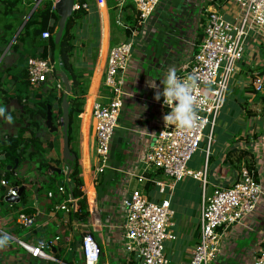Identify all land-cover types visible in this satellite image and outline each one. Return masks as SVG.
<instances>
[{"label":"crops","instance_id":"obj_1","mask_svg":"<svg viewBox=\"0 0 264 264\" xmlns=\"http://www.w3.org/2000/svg\"><path fill=\"white\" fill-rule=\"evenodd\" d=\"M42 1L39 0L38 5ZM87 1L86 15L73 27V44L77 51L74 66L86 80L84 102L77 115L76 140L82 191L89 212L84 229L91 232L98 243L99 263L124 264L122 233L118 226L123 221V199L134 190L141 191L139 188H133L131 192L128 190V186L135 181L149 192L146 196L150 200L159 202L169 198L174 238L164 242L165 253L169 264H188L190 253L199 239L201 181L186 177L171 188L166 187L164 193H159L152 180L161 178V173L150 167L143 156L156 143L159 130L166 126L163 116L169 110L162 105L163 97L160 101L154 99L156 91L163 87L160 80L166 77L169 69L175 70L176 75L181 73L183 65L198 49L196 45L201 38L207 11L216 4H211L212 0H160L140 30L133 32L129 39L134 44V50L125 78L126 96L111 140L108 166L103 173L94 174L96 159L91 104L97 100L105 101L107 96L101 81L108 49L129 40H126L122 29L124 22H121L120 10H110L107 0L102 4H98L97 0ZM118 1L120 4V0H113ZM36 7L33 0H0V107H4L6 115L12 117L8 121L0 116V145L26 124L23 108L27 88H22L21 83L27 59L32 54L30 49L24 53L17 36ZM220 10L229 18L238 13L237 8L227 0L220 3ZM127 15L125 11L124 17ZM244 55L230 82L243 99L232 124L244 122L247 129L240 132L237 129L226 139H218L214 135L209 145L204 139L200 144L202 147L199 146V157L203 159L192 156L188 162L193 171L201 170L206 162V180L210 190L214 185L234 182L244 164L241 152L250 151L256 158L255 178L264 192V93H256L251 85L252 75L264 71V42L250 37ZM59 82L62 83L60 79ZM45 84L35 89L44 88ZM49 134L42 139L56 142V135ZM260 140V146L251 150L250 145ZM38 165V160H25L15 170L9 169L19 181L16 186L24 187L18 201L7 202L2 198L6 187L0 186V237L7 238L6 245L0 247V264H52L31 257L13 239L34 242L55 235H60L61 240L57 247L47 252L57 256L60 247H64L62 259L80 264L79 240L83 226L81 222L71 220L69 213L54 208L62 195L56 191L55 197H47L45 181L53 175L49 169L43 171ZM2 174L3 169L0 168V179H3ZM23 193L25 200L21 198ZM20 211L35 215L31 227L21 228L15 223ZM221 232L220 249L212 264H251L259 246L264 248V194L253 213L241 224L226 227Z\"/></svg>","mask_w":264,"mask_h":264},{"label":"built area","instance_id":"obj_2","mask_svg":"<svg viewBox=\"0 0 264 264\" xmlns=\"http://www.w3.org/2000/svg\"><path fill=\"white\" fill-rule=\"evenodd\" d=\"M227 1L237 8V15L226 17L220 6L209 9L204 18L198 49L177 75L182 81L191 78L194 110L197 114L194 126L190 129L165 126L159 130L156 143L143 156L150 167L161 173V178L152 180L159 193H164L166 187L171 188L173 184L186 177L201 181L199 239L190 253L188 264H212L220 249L221 230L241 224L253 213L264 194L261 183L255 178L254 170L244 164L234 182L229 185H214L209 192L206 190V162L198 171L188 167V162L199 149L201 142L206 139L209 145L212 141L215 121L224 105L226 92L237 65L244 57L248 39L255 37L258 41L264 42V0ZM33 2L37 6L39 0ZM125 2L134 5L139 23L143 25L154 13L160 0H120V4ZM97 3L102 4L104 0H97ZM80 8L86 10L88 5L75 3L72 10ZM48 36L46 31L41 33L42 38ZM133 46L132 40H129L108 49L101 81L107 96L105 101L97 100L91 104L96 159L93 166L94 174L103 173L108 166L111 140L126 96L125 78ZM26 66L27 79L31 87L37 88L47 82L56 81L57 88L61 89L62 84L59 79H55L50 59L29 57ZM251 85L256 93H264V71L252 75ZM162 105L170 111L167 103L164 104L162 101ZM206 127H209L207 134L204 132ZM259 143L261 144V140L258 143L255 141L250 145V149H257ZM126 174L131 175L128 172ZM0 186L6 187L3 198L16 195L18 188L16 185L11 186L6 180L0 179ZM63 192V187H57V193ZM46 195L52 198L54 194L47 191ZM75 200L72 197L61 199L54 208L69 213V205ZM122 204L123 221L118 227L122 233L124 264H169L164 249V242L174 238L171 233L173 211L169 198L155 202L142 191L134 190L123 199ZM34 219V214L20 211L15 217V223L21 228H29ZM80 224L83 226L79 240L82 257L80 264H98L100 256L98 243L92 234L84 229L87 225ZM13 240L31 257L52 264H76L47 252L57 247L61 240L60 235L34 242L19 238ZM251 264H264V248L259 246Z\"/></svg>","mask_w":264,"mask_h":264},{"label":"trees","instance_id":"obj_3","mask_svg":"<svg viewBox=\"0 0 264 264\" xmlns=\"http://www.w3.org/2000/svg\"><path fill=\"white\" fill-rule=\"evenodd\" d=\"M223 1L224 0H212L210 3L220 6V3ZM87 2V0H75V3L78 5H82L83 3L87 4ZM107 4L110 10L115 9V11H121L123 18V21L121 22H124L122 29H124L126 40H129L132 32L140 30L141 27V23H139L138 19V12L134 5L130 2L119 4V1L117 3L113 2V0H107ZM125 11L128 15L124 17ZM85 15L86 10L84 9L80 8L74 10L72 15L66 21L58 44H55L54 35L57 31L59 17L53 8V0H43L24 22L22 29L17 36V41H19V43L21 42L23 45L24 53L30 49L32 57L39 56L43 59H50L53 63L55 49L57 48L59 52V65L61 70L66 74L70 85V93L67 96L69 105L67 136L70 151L75 155L74 161L68 164L62 158L61 100L63 92L57 89L56 81H51V83L49 82L45 84L46 86L44 85L45 87L41 89L31 87L27 79V69H25L24 79H22L21 83L22 88H27L25 93V95H27L24 97L25 105L23 108V111L26 114L24 118L26 124L22 125L21 129L15 136L8 138L0 145V168L3 169L1 178L6 180L8 184L17 185L19 181L15 178L12 171L7 168L12 167L15 163L18 167V165L25 160L30 162L38 160V168L43 171L50 167L61 169V173L50 171L53 176L46 179L45 188L47 191L52 192L54 194L53 197H55L57 191L55 186H61L63 187L64 192L61 194L62 196H60L59 200L68 197L77 199L76 202L69 205V218L81 223H86L88 221L89 212L86 198L82 191L83 181L80 175L79 154L75 140L78 128L77 115L81 112V107L84 102L83 95L86 90V80L74 66L75 54L77 51H75V46L73 44L75 39L73 27L76 22L82 19ZM45 31L48 32L49 36L47 38H42L41 33ZM199 42L200 41H198L196 45V49L198 48ZM16 47L18 48V45H15V48ZM54 71L55 79H60L56 74L55 69ZM29 88L30 90H28ZM29 105L32 106L30 107ZM48 105L51 107L53 125L58 128L57 133H54L57 137L56 142L49 139H42L39 136L42 130H46L44 119ZM247 114H249V111H247ZM240 158H242L244 164L249 169H255L256 158L252 152L243 151L241 152ZM63 167L66 169L65 173L62 171ZM68 167H70L69 171L67 169ZM61 174H64L65 178L61 184H57V176ZM21 198L22 200H25L24 193ZM89 233L92 234L91 232ZM60 248L61 249L58 250L56 257L62 259L65 249L64 247ZM63 260H65V258H63Z\"/></svg>","mask_w":264,"mask_h":264},{"label":"clouds","instance_id":"obj_4","mask_svg":"<svg viewBox=\"0 0 264 264\" xmlns=\"http://www.w3.org/2000/svg\"><path fill=\"white\" fill-rule=\"evenodd\" d=\"M160 82L163 86L162 90L156 91L154 99L160 101L163 97L164 104L167 103L169 106L170 111L163 116L165 125L175 126L178 129L193 127L197 114L194 110L191 78L182 81L177 77L175 70L169 69L166 77ZM0 116L5 117L8 121L12 120L11 115H6L4 107H0ZM6 243L7 238L0 237V247L5 246Z\"/></svg>","mask_w":264,"mask_h":264},{"label":"water","instance_id":"obj_5","mask_svg":"<svg viewBox=\"0 0 264 264\" xmlns=\"http://www.w3.org/2000/svg\"><path fill=\"white\" fill-rule=\"evenodd\" d=\"M73 4H75V0H55L53 4V8L58 15V23H57V31L54 35V43L58 44L66 21L67 19L72 15L73 10ZM58 53L57 48L55 49L54 55ZM54 62H56V57L53 59V67L56 70V74L59 76L61 82L63 83V86L65 87V90L63 92L62 100H61V134H62V158L66 163H71L75 159V155L71 153L70 148H69V143H68V136H67V126L69 123V115H68V101H67V96L70 93V85L67 79L66 74L61 70L60 66L56 65ZM44 125L46 129L48 130L49 133L54 134L57 133L58 128L53 125V120H52V114H51V107L50 105L47 106V111H46V116L44 119ZM17 164L15 163L12 167H8L7 169L15 170ZM68 171L70 170V167L67 168ZM49 171L54 172V173H61V169L56 168V167H50ZM24 187L20 186L16 190V195L14 196H6L5 200L7 202H15L18 201L20 198V195L23 191Z\"/></svg>","mask_w":264,"mask_h":264},{"label":"rangeland","instance_id":"obj_6","mask_svg":"<svg viewBox=\"0 0 264 264\" xmlns=\"http://www.w3.org/2000/svg\"><path fill=\"white\" fill-rule=\"evenodd\" d=\"M58 54H59V52L56 55H53V59H54V57H56V62H54L56 65L59 64V55ZM244 57H245V55H244ZM58 66H60V65H58ZM231 82H232V80H231ZM231 82H230V85L228 87V90H227V93L225 96L224 105L221 108L219 115L215 121V125L213 127V132H212L213 135L212 136L214 137V135H215L218 139H223V138L226 139L230 133H232L233 131H235L237 129H239L238 132H240L244 129H247V125L244 122L241 124H238L237 122H235V125L232 124V121L235 119V116H236V111H237V109H239V104H241L243 102V99L240 97L238 91L234 88L233 84L231 85ZM58 90L61 92H64L65 87L62 85L61 89H58ZM208 130H209V127H206V129L204 131L205 134L208 133ZM49 135L50 134L46 130H42V132L39 134V136L41 138L49 137ZM76 140H77V136H76ZM76 140H75V143H76ZM76 146H77V144H76ZM200 147H202V146H200ZM199 152H200V149L193 155L194 159H197V158H199L200 160L203 159L202 157H199ZM79 164H80V161H79ZM64 176H65L64 174L57 176V180H56L57 184H61V182H63V180L65 178ZM133 188L141 189V191L144 195L149 194V192L147 190H145L141 184H137L135 181H133L132 184L128 186V190L131 192ZM206 190H207V192L210 191L209 186L207 187ZM99 264H101V263H99Z\"/></svg>","mask_w":264,"mask_h":264}]
</instances>
